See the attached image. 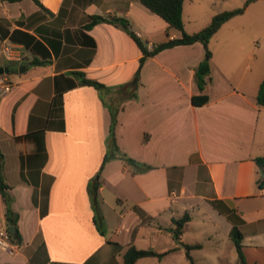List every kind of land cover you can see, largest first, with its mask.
<instances>
[{"label":"crops","instance_id":"0c3cea01","mask_svg":"<svg viewBox=\"0 0 264 264\" xmlns=\"http://www.w3.org/2000/svg\"><path fill=\"white\" fill-rule=\"evenodd\" d=\"M41 1L46 8L0 0V46L20 53L8 59L0 49L12 82L0 95L9 185L5 194L0 188V227L17 221L21 234L13 251L0 248V264H123L131 245L171 250L135 264H188L182 242L190 243L184 233L196 208L209 222V239H232L234 222L242 243L264 246L263 175L255 161L264 155V61L252 49L260 47L259 29L232 19L221 26L210 40L212 68L201 90V42L164 49L140 66L142 51L125 30L85 28L89 15L112 13L128 18L150 47L181 36L139 0ZM35 56L43 63L31 64ZM77 71L111 89L73 86ZM200 95L208 101L196 105ZM186 212L191 219L178 239L173 219ZM159 237L166 246L149 244ZM175 253L180 261L169 262Z\"/></svg>","mask_w":264,"mask_h":264},{"label":"trees","instance_id":"16d2710c","mask_svg":"<svg viewBox=\"0 0 264 264\" xmlns=\"http://www.w3.org/2000/svg\"><path fill=\"white\" fill-rule=\"evenodd\" d=\"M9 2H18L21 0H8ZM38 6H40L42 9L46 8L45 5L41 0H33ZM143 5H145L147 8H149L153 13L157 14L161 18H163L169 27L175 28L181 32V36L178 38L168 39L166 41L153 44L152 47L149 46V42L145 39H143L140 35H138L132 27L131 21L123 16H119L117 14L108 13L105 15L102 14H92L89 15V20L85 24V28L90 29L96 24L99 23H111L115 26L122 28L125 30L138 44L139 48L142 51V56L140 58V66L144 64V62L150 58L158 54L160 51L168 48H172L178 45H189L194 44L196 42H201L204 45L205 48V58L202 60V62L199 64L196 70V76L197 81L199 83V87L201 90L204 89V86L206 84V77L211 73L212 68V51L209 47L211 38L217 33V31L221 28V26L227 22L229 19H231L233 16L239 13V10H226L223 12H220L213 16L211 22L203 29L194 32V33H188L185 30V24L183 20V6L185 0H139ZM255 0H248L245 4L247 6L249 3L253 2ZM15 32V31H14ZM21 32L24 35H27L29 38L34 39L35 36L25 32V31H18ZM2 38H5L6 35H1ZM43 62L41 59H39L37 56L33 57L31 60V64H42ZM140 70L137 71L136 77L139 76ZM75 76L77 77L76 80H73V86L77 85H90L98 89L99 91L103 90H109L111 87L104 85L103 83L88 78L84 72L77 71L74 72ZM123 87V85L121 86ZM135 97V91L131 92V95ZM208 101L207 95H200L195 96L193 98V102L196 105H201L203 103H206ZM258 102L260 105H264V79L262 80L259 92H258ZM117 111V110H116ZM116 111L112 112L113 117H116ZM30 134H26L24 136L17 137L18 139H23L26 137H29ZM118 150V148H117ZM124 158L132 163L135 164V161L131 158H127L125 155H123ZM108 158V156L106 157ZM255 161L257 165L260 167L263 176L259 179L258 183L260 188L264 187V155L258 156L255 158ZM143 169L149 168L147 165H144L142 167ZM99 181L94 179L93 183L91 185V194L95 197H97L98 189H99ZM0 188L3 194H5L6 190L9 188V185L6 182L5 174H4V155L0 149ZM191 219V215L186 212L182 217L178 219H173V222L175 224L174 229V235L176 238L180 239L181 234L183 232V229L186 225V223ZM13 225H17V221L12 222ZM11 233V232H10ZM11 240L14 242H21V234L18 229L14 233H11ZM231 237L237 247V250L240 254L241 258V264H245L243 255H242V241H243V234L240 231L238 225L233 222V228L231 231ZM182 245L185 248L187 259L191 264H198L195 259L193 258L191 251L194 249L202 248L201 243H184L182 242ZM171 250H167L164 252H159L153 248L148 249H142L137 248L135 245L129 246L127 249L125 255H124V263L123 264H135L137 260L144 257H157L159 259L163 258L166 254H168Z\"/></svg>","mask_w":264,"mask_h":264},{"label":"rangeland","instance_id":"374dc122","mask_svg":"<svg viewBox=\"0 0 264 264\" xmlns=\"http://www.w3.org/2000/svg\"><path fill=\"white\" fill-rule=\"evenodd\" d=\"M248 0H185L184 2V24L185 30L188 33L197 32L205 28L212 20V17L226 10H239L231 21H248L254 24V27L259 29L260 47L252 49L257 51L258 60L264 61V0H255L245 6ZM229 20V21H230ZM214 38L212 39V43ZM211 51L213 48L209 46ZM251 48V47H250ZM254 65V64H253ZM134 82V81H133ZM115 88V87H114ZM262 126V120L261 125ZM263 139V136H262ZM261 174L263 175L262 171ZM202 209L196 208L197 216L195 217L191 228L185 229V241L190 243L200 242L202 248L194 249L191 254L198 264H241L240 254L234 241L224 233L209 239V235L204 230L209 222H203L201 217ZM107 233L111 234L110 229L113 227L107 226ZM245 231V229H243ZM205 231V232H204ZM154 240V238H152ZM158 242L154 241L155 248H163L167 244V238L159 237ZM171 241V239H170ZM254 241L246 239L242 244L241 251L245 264H264V246L256 247ZM144 243L145 248L149 245ZM173 260L168 258V261H180L179 254L175 253ZM185 261V259H184ZM190 264V262H188Z\"/></svg>","mask_w":264,"mask_h":264},{"label":"built area","instance_id":"2783aa9c","mask_svg":"<svg viewBox=\"0 0 264 264\" xmlns=\"http://www.w3.org/2000/svg\"><path fill=\"white\" fill-rule=\"evenodd\" d=\"M1 51H3L8 59H14L20 55L19 51L12 45L3 43L0 46ZM7 72L0 73V95H4L12 87V82L9 80V77L6 74ZM8 228L0 227V248L13 251L15 249L12 244L11 235Z\"/></svg>","mask_w":264,"mask_h":264},{"label":"water","instance_id":"95a60500","mask_svg":"<svg viewBox=\"0 0 264 264\" xmlns=\"http://www.w3.org/2000/svg\"><path fill=\"white\" fill-rule=\"evenodd\" d=\"M24 70H25V66H22L20 68V71L23 72ZM9 71H10V68L8 66H0V73L9 72ZM9 230L11 233H14L16 228L15 226H10Z\"/></svg>","mask_w":264,"mask_h":264}]
</instances>
